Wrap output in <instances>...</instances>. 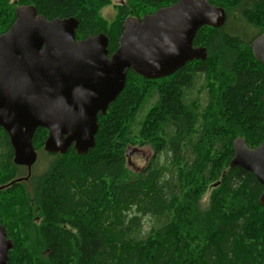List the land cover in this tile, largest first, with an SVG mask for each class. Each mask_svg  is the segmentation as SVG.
Here are the masks:
<instances>
[{
	"label": "trees",
	"instance_id": "obj_1",
	"mask_svg": "<svg viewBox=\"0 0 264 264\" xmlns=\"http://www.w3.org/2000/svg\"><path fill=\"white\" fill-rule=\"evenodd\" d=\"M178 1L127 0L109 22L101 11L112 0H0V36L18 7L33 6L48 20L76 18L77 41L105 34L112 56L128 18ZM208 1L227 19L198 31L194 47L205 48L206 59L157 80L130 70L125 90L99 116L88 154L45 153L48 131L40 128L33 146L51 160L41 174L26 168L20 177L0 127L9 264H264L263 186L231 167L235 140L250 148L264 142V66L251 49L261 35L252 33L264 32V0ZM145 146L153 157L131 171L128 149Z\"/></svg>",
	"mask_w": 264,
	"mask_h": 264
},
{
	"label": "water",
	"instance_id": "obj_2",
	"mask_svg": "<svg viewBox=\"0 0 264 264\" xmlns=\"http://www.w3.org/2000/svg\"><path fill=\"white\" fill-rule=\"evenodd\" d=\"M226 19L225 10L208 0H180L142 19L128 18L110 56L105 34L77 41L76 18L48 20L33 6L18 7L15 22L0 36V127L9 135L14 164L31 175L38 157L33 137L40 128L48 131V154L66 155L72 147L79 155L88 154L96 144L99 116L125 90L130 70L157 80L188 62L205 60L206 49L194 47L198 31L222 27ZM251 49L264 66V34ZM233 147L231 167L256 177L263 186L259 203L264 208V142L250 148L239 138ZM12 249L0 223V264H9Z\"/></svg>",
	"mask_w": 264,
	"mask_h": 264
},
{
	"label": "rangeland",
	"instance_id": "obj_3",
	"mask_svg": "<svg viewBox=\"0 0 264 264\" xmlns=\"http://www.w3.org/2000/svg\"><path fill=\"white\" fill-rule=\"evenodd\" d=\"M126 2H127V0H112L111 5L104 8L101 11L102 17L109 22L113 21L114 18L116 17V14H117L116 8L119 5L126 4ZM255 31H256L255 32L256 34L254 32L252 33V35H254V36L264 33V32L262 33V30L260 32V30H258V29ZM205 95L203 96L204 99H205ZM129 149H131L132 154L130 155V157L127 156V164H128L129 169L133 172H137V171H140L141 169H144L148 165L151 158L153 157V151L151 150V148L149 146H145L143 148L131 147ZM129 149H128V151H129ZM45 153H47V152H45ZM45 153L44 152L38 153L37 161L33 165L32 170H31V171H33L34 174H41L46 169V167L48 166V164L51 160V157L46 155ZM18 175L20 177L26 176L27 175V169L25 167H20L18 169ZM209 197H210V191H208L206 193V195L203 197V199L201 201V208L204 210H206L207 207L209 206ZM149 227H150V224L147 222L146 223V230H148Z\"/></svg>",
	"mask_w": 264,
	"mask_h": 264
},
{
	"label": "flooded vegetation",
	"instance_id": "obj_4",
	"mask_svg": "<svg viewBox=\"0 0 264 264\" xmlns=\"http://www.w3.org/2000/svg\"><path fill=\"white\" fill-rule=\"evenodd\" d=\"M26 168V167H25Z\"/></svg>",
	"mask_w": 264,
	"mask_h": 264
}]
</instances>
